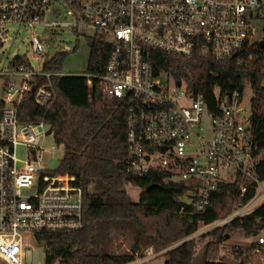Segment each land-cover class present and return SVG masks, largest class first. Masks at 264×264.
I'll use <instances>...</instances> for the list:
<instances>
[{"label":"built area","instance_id":"obj_1","mask_svg":"<svg viewBox=\"0 0 264 264\" xmlns=\"http://www.w3.org/2000/svg\"><path fill=\"white\" fill-rule=\"evenodd\" d=\"M59 7L66 20L49 19L59 16ZM62 26L79 35L91 30L87 37L96 35L111 45L103 73L79 75L88 86L97 80L105 94L127 105V172L158 171L165 184L191 183L186 194L199 212L220 183L235 184L232 209L217 225L264 204L251 98L244 104L249 85L229 93L214 85L210 107L184 80L156 72L152 63L155 50L187 59L202 53L221 61L236 56L246 42L259 44L264 0H0V264H33L26 259L30 236L83 225V191L75 176L44 164L55 152L46 146L49 137L54 139L50 124L20 119L29 95L48 110L56 100L53 79L71 74L38 62L45 43L37 29ZM23 31L31 55L7 60V46ZM250 254L264 262V228L252 236Z\"/></svg>","mask_w":264,"mask_h":264},{"label":"trees","instance_id":"obj_2","mask_svg":"<svg viewBox=\"0 0 264 264\" xmlns=\"http://www.w3.org/2000/svg\"><path fill=\"white\" fill-rule=\"evenodd\" d=\"M89 57L87 72L101 74L111 52V45L94 35L87 37ZM68 52L59 51L48 69L61 70ZM156 72L175 80H184L188 89L202 94L213 107V86L223 93L243 91L249 85L254 115L255 140L262 152L258 175L264 178V47L246 42L237 55L216 61L208 54L196 53L191 59L152 52ZM56 100L48 110L38 107L29 95L20 109L22 121L44 119L50 124L55 142L63 147V155L55 173L74 175L83 191V225L76 230L35 233L43 246L44 264H129L142 257L148 247L156 251L166 248L163 264H193L197 246L207 238L202 264H261L251 256L248 247L231 246L234 258L219 256L220 244L235 230L254 236L264 228V204L254 212L214 227L195 240L192 236L200 225L212 224L232 209L236 185L220 183L202 211L195 202L183 200L191 183H163L164 173L151 171L138 175L126 170L127 105L105 94L97 80L92 86L79 74L53 79ZM100 180L105 188L91 192ZM155 186L145 189L149 184ZM141 189L138 200L131 198L125 185ZM252 191L244 198L246 201ZM111 227L128 240V249L111 252V239H103L105 228ZM174 246L168 248L169 246ZM253 246V245H252Z\"/></svg>","mask_w":264,"mask_h":264},{"label":"rangeland","instance_id":"obj_3","mask_svg":"<svg viewBox=\"0 0 264 264\" xmlns=\"http://www.w3.org/2000/svg\"><path fill=\"white\" fill-rule=\"evenodd\" d=\"M59 8L61 9L59 16L56 17L51 14L49 15V19L58 21L66 20V18L64 17L63 9L61 7ZM37 32L44 39L45 43L44 55L38 60L39 64L49 61L59 51H66L68 53L66 54L62 62V70L67 71L71 74H80L86 72L90 51L86 37L92 35L91 30H81V34L79 35L77 33H74L69 27L62 26L58 28L39 27L37 29ZM6 49L7 51H9L7 60H13L19 55H31V48L28 44V37L26 35V32L23 31L20 34L19 38L15 40L10 45V47L7 46ZM32 61L34 62V60ZM36 65H38L37 62ZM251 96L252 90L250 86H247L244 91V104L246 106L249 105ZM204 125L206 128H209L208 118H205ZM46 146L49 148H55V152L51 155H48L44 161L46 167L50 171L55 172L59 165V161L62 158L64 150L61 148V146H57V143L52 137H49L47 139ZM17 153L19 154V156H22V152L20 150ZM104 188L105 186L103 185V183L100 180H96L95 183L89 188V190L91 192H101ZM125 190L130 194L132 199L138 200L139 193L141 191L140 188L128 184L125 185ZM183 200L186 202H190L192 201V197L185 194ZM217 226H221L217 225V220L212 224L200 225L198 230L193 234L192 237L197 240L200 235L211 231L214 227ZM103 239H111L109 248L111 252L122 253L128 249L129 241L125 240L119 232L111 227L105 228ZM206 240L207 238H205L197 246V251L193 257V264H202V253ZM251 242L252 236H247L241 230L232 231L230 233V238L220 244L218 255H225L232 260L235 256L231 251V246L248 247L251 245ZM174 245L175 244L169 246L168 248ZM165 250L166 248L160 251H156L152 247H148L145 249L142 257L136 258L135 261L129 264H163L166 256L162 253ZM26 259L28 262H32L33 264H44L43 246L38 244L36 240L31 236L29 239L28 248L26 249ZM261 264H264V262H261Z\"/></svg>","mask_w":264,"mask_h":264},{"label":"water","instance_id":"obj_4","mask_svg":"<svg viewBox=\"0 0 264 264\" xmlns=\"http://www.w3.org/2000/svg\"><path fill=\"white\" fill-rule=\"evenodd\" d=\"M259 45H260V47H263V45H264V41H261V42L259 43ZM234 55H235V54H234ZM178 84H179V82H178ZM252 119H253V115L250 116V120H252ZM153 186H155V184L151 183V184L147 185V186L145 187V189H149V188H151V187H153ZM238 264H241V263L238 262Z\"/></svg>","mask_w":264,"mask_h":264},{"label":"crops","instance_id":"obj_5","mask_svg":"<svg viewBox=\"0 0 264 264\" xmlns=\"http://www.w3.org/2000/svg\"><path fill=\"white\" fill-rule=\"evenodd\" d=\"M59 146H61V148L63 149L62 145H59Z\"/></svg>","mask_w":264,"mask_h":264}]
</instances>
